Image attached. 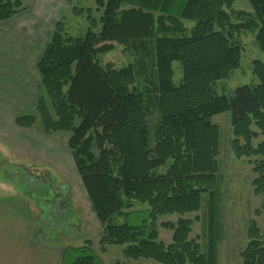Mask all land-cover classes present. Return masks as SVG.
Segmentation results:
<instances>
[{"label": "trees", "instance_id": "16d2710c", "mask_svg": "<svg viewBox=\"0 0 264 264\" xmlns=\"http://www.w3.org/2000/svg\"><path fill=\"white\" fill-rule=\"evenodd\" d=\"M94 1L95 9H71L74 16L85 15L84 35L70 34L65 20L57 23L38 63L41 96L35 113L19 114L17 124L39 123L48 135L71 132L68 146L102 226V252L109 245H125V258L216 264L220 128L212 118L231 111V148L236 157L249 158L253 191L264 195V141L253 144L264 136V61H253L259 80L255 86H240L228 96L216 94L213 85L241 65L242 46L234 31L254 32L264 53V0H247L252 11H237L248 18L235 24L226 7L230 0ZM25 8L24 0H0V23ZM188 21L194 24L189 27ZM116 45L147 55L153 67L160 114L153 135L135 65L118 68L100 60ZM176 61L183 68L180 85L174 84ZM204 195L208 253L191 237L193 221L188 218L162 222L173 234L169 243L159 240V218L200 211ZM121 215L129 217L116 221ZM247 236L243 264H264V233L254 219ZM60 264L105 262L86 240L81 246H67Z\"/></svg>", "mask_w": 264, "mask_h": 264}, {"label": "rangeland", "instance_id": "374dc122", "mask_svg": "<svg viewBox=\"0 0 264 264\" xmlns=\"http://www.w3.org/2000/svg\"><path fill=\"white\" fill-rule=\"evenodd\" d=\"M29 0H25L27 3ZM230 6L227 11L230 13L231 22L243 23L248 17L237 15V11H252L247 0H230ZM73 6H84L96 8L94 0H71V9ZM99 17L100 13H94ZM67 22V31L73 35H84L87 29V21L84 16H74L72 11L65 18ZM194 23L188 21L191 27ZM234 38L242 46L241 65L229 78L218 81L213 85L216 94L233 96L238 87L243 85L255 86L259 83L257 76L253 73V61L260 59L264 61V53L259 49L255 33L248 30L234 31ZM102 63L111 62L118 68L134 64L138 77L137 85L144 94L146 105L148 107V125L151 135L158 127L160 114L156 89V76L152 74L147 55L136 52H130L123 46L116 45L114 50L101 54ZM147 65V66H146ZM174 84L180 85L183 82V68L178 61L174 62ZM35 113V109L26 114ZM232 113L226 111L213 116L212 122L220 128V153L218 160V200H217V223H216V264H243L241 257L242 251L248 243V227L250 220L254 219L262 233H264V195H256L253 191L252 181L255 174L252 171V165L249 158H238L235 156L231 141L233 138V127L231 123ZM60 137L67 140L71 132H60ZM264 141V136L260 135L253 140L256 146ZM166 167L161 169L165 171ZM77 176L63 177L60 172L47 170H34L31 168V162L25 161L12 154L11 147H8L0 139V195L10 199L34 198L38 203L44 206V214L41 215L43 221L44 233L56 235L63 242L72 246H81L86 240L92 241V246L105 262V264H117V261H124L128 264H160L152 259H131L125 258L123 250L125 245H109L105 252L100 249L99 241L102 234V226L95 215L96 222L93 223L90 218V211L85 207V197L76 181ZM65 200L69 203L64 204ZM80 204L84 215L82 217L73 214L76 207L73 203ZM68 213L61 215V224L57 226L53 220V209L62 210L63 206ZM55 205V208L53 207ZM36 206V205H35ZM146 206L144 205V208ZM141 207L135 208L139 210ZM257 210L260 212L257 213ZM94 212V211H93ZM51 213V216L49 214ZM95 214V213H94ZM74 215V216H73ZM196 216L198 220H194ZM122 216L116 218L119 221ZM180 217L188 218L193 221L191 237L195 238L201 244L203 253H208L210 229H209V210L208 197L203 196L202 208L198 212L186 213L184 216L179 214H167L159 218V240L166 243L172 240V230L160 226L162 222H176ZM83 218V219H81ZM85 218V219H84ZM133 218V217H131ZM56 219V218H55ZM49 223L51 224L48 225ZM65 220V221H64ZM82 220V221H81ZM64 221V222H63ZM56 240V241H57Z\"/></svg>", "mask_w": 264, "mask_h": 264}, {"label": "crops", "instance_id": "0c3cea01", "mask_svg": "<svg viewBox=\"0 0 264 264\" xmlns=\"http://www.w3.org/2000/svg\"><path fill=\"white\" fill-rule=\"evenodd\" d=\"M25 6L19 14L0 23V139L11 147L14 156L31 162L34 170L50 169L63 177L77 176L84 205L92 222L97 223L68 146L69 139L58 136L60 132L46 134L39 123L33 127L17 124V116L31 112L38 103L41 96L38 63L57 23L70 14L71 0H29ZM65 198L63 195L64 204L69 203ZM68 205L61 211L53 205L52 223L61 224L60 217L66 214ZM72 206L76 207L73 212L76 217L84 215L80 204ZM44 213V206L33 197L10 199L0 195V264H60L66 247L72 245H66L64 237L57 240L56 235L44 233L41 219ZM128 217L123 215L119 221Z\"/></svg>", "mask_w": 264, "mask_h": 264}]
</instances>
